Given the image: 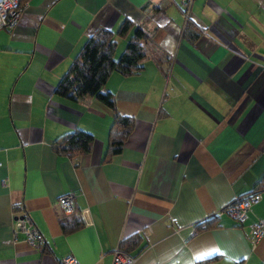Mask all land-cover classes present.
Listing matches in <instances>:
<instances>
[{
	"label": "crops",
	"instance_id": "1",
	"mask_svg": "<svg viewBox=\"0 0 264 264\" xmlns=\"http://www.w3.org/2000/svg\"><path fill=\"white\" fill-rule=\"evenodd\" d=\"M13 30L0 31V264H112L123 240L134 264H264V0H21ZM181 9V12H180ZM124 49L140 26L144 69L113 73L103 92L135 124L105 161L113 111L96 96L70 100L57 86L101 28ZM116 51V53H117ZM115 53V56L117 54ZM82 129L89 153L70 157L54 142ZM259 193L243 222L223 210ZM76 194L65 215L60 196ZM28 214L45 244L32 248L15 218ZM84 226L64 233L61 222ZM214 219L217 226L198 231ZM211 258L212 261L204 262Z\"/></svg>",
	"mask_w": 264,
	"mask_h": 264
},
{
	"label": "trees",
	"instance_id": "2",
	"mask_svg": "<svg viewBox=\"0 0 264 264\" xmlns=\"http://www.w3.org/2000/svg\"><path fill=\"white\" fill-rule=\"evenodd\" d=\"M133 28V23L125 21L115 33L101 28L85 43L68 71L61 78L56 92L70 100H79L85 96H96L113 111V121L108 132V145L105 161L120 153L131 134L135 120L131 116L117 111L115 97L110 92H103L107 80L113 73L132 76L144 69L147 51L142 41L147 38L146 32L138 26L130 37L124 51L119 58L115 57L120 38L127 36ZM193 27L187 23L184 33L193 37ZM91 132L77 129L66 133L54 142V149L70 157L82 153H89L94 142ZM264 190V176L255 185L254 191ZM84 226L83 220L75 218L62 221L61 227L68 234ZM217 226L214 219L205 221L198 226V231ZM139 236H131L123 240L120 249L129 252ZM216 258L204 260L212 261Z\"/></svg>",
	"mask_w": 264,
	"mask_h": 264
},
{
	"label": "built area",
	"instance_id": "3",
	"mask_svg": "<svg viewBox=\"0 0 264 264\" xmlns=\"http://www.w3.org/2000/svg\"><path fill=\"white\" fill-rule=\"evenodd\" d=\"M181 3L183 5L182 14L188 23L190 22L189 13L193 0H181ZM21 13V0H0V31L3 29L13 30L18 25ZM259 201V193L251 192L246 195L235 197L223 211L237 222H243L247 218V214L251 210V207L259 203ZM57 204L65 215L71 216L76 210V194L68 193L60 196ZM20 233L24 235L25 241L32 248L41 250L44 247L45 241L28 214L15 218V237ZM263 237L264 219H260L254 224L253 244H258ZM134 262L135 257L131 256L129 253L122 251L120 248L114 250L112 264H134ZM61 263L77 264V259L73 255H68L61 260Z\"/></svg>",
	"mask_w": 264,
	"mask_h": 264
},
{
	"label": "rangeland",
	"instance_id": "4",
	"mask_svg": "<svg viewBox=\"0 0 264 264\" xmlns=\"http://www.w3.org/2000/svg\"><path fill=\"white\" fill-rule=\"evenodd\" d=\"M181 6H182L181 8L183 9V5H182V3H181ZM180 12H181V9H180ZM127 43H128V42H127ZM126 45H127V44H126ZM126 45H125V47H126ZM125 47H124V49H125ZM124 49H122V50H121V49H119V50L117 51V53H116V54H117V56H115V57H116V58H119V56H120V55H121V53L124 51Z\"/></svg>",
	"mask_w": 264,
	"mask_h": 264
}]
</instances>
